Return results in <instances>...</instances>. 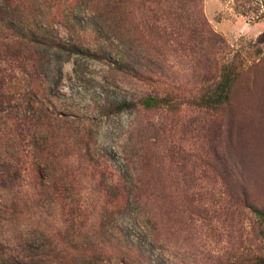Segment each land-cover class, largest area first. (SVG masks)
I'll return each instance as SVG.
<instances>
[{
    "label": "rangeland",
    "instance_id": "374dc122",
    "mask_svg": "<svg viewBox=\"0 0 264 264\" xmlns=\"http://www.w3.org/2000/svg\"><path fill=\"white\" fill-rule=\"evenodd\" d=\"M8 1L0 131L26 170L0 187V258L26 231L58 264H264V0ZM228 61L229 101L201 106Z\"/></svg>",
    "mask_w": 264,
    "mask_h": 264
},
{
    "label": "trees",
    "instance_id": "16d2710c",
    "mask_svg": "<svg viewBox=\"0 0 264 264\" xmlns=\"http://www.w3.org/2000/svg\"><path fill=\"white\" fill-rule=\"evenodd\" d=\"M146 2H155L154 5H158L159 8H162L164 4V0H145ZM11 2L8 0L4 2V5L0 6V15L6 14L8 12V8L11 6ZM122 1L121 0H102L101 2H97L95 7H91V11L96 14V17L99 18H111L112 14H119L121 11ZM12 9V7H11ZM159 15V14H158ZM161 18V15H159ZM4 19H2L3 21ZM157 20L159 18L157 17ZM166 20V19H163ZM1 21V23H2ZM7 23L4 28H7V30H11L8 27L13 28L14 25H9ZM2 25L0 24V28ZM11 35V34H10ZM4 29L2 28V31H0V37H3L6 39V42H3L2 44H9L11 41V36ZM261 39L264 40V33L261 36ZM236 66L233 64V62H226L221 67V74L219 80L213 84V86H209L205 88L203 93L201 94V106L207 107V108H214L219 105H222L229 101L231 89L232 86L237 78V71ZM6 80L3 76L0 75V116L2 112L5 110V104L7 102H10V96L8 95V92L5 90ZM169 94H166L165 96H161L159 94H149L141 99V103L143 106L147 109H155V108H162L165 106H169ZM136 103L129 102V101H123L118 103L119 109H125L135 106ZM0 133H3L4 136H7V139H4V149L5 154L3 157L0 156V187L5 188L8 187L6 183L9 184V189H11L15 182H19V180L22 178V170H26L23 165L21 164V161H19L18 158H16L17 153V144H13L15 142V139L12 137H9V133L0 131ZM1 139V138H0ZM8 140V141H7ZM6 142H10L11 144H7L5 146ZM13 150V154L9 151ZM12 152V151H11ZM10 153L11 155H9ZM12 155L15 156L16 161L13 162ZM5 186V187H4ZM55 228L49 230L47 227L43 231L46 233L45 238L50 239L52 235L57 234L58 227L54 225ZM56 229V230H55ZM25 230H28V227H25ZM54 232V234H53ZM44 233V234H45ZM20 238L22 239L21 243L17 245V248L15 247V252L11 253L13 254L10 258L2 257L0 258V264H58V251L60 249V246L58 242L56 244L50 243H43L39 246H34L31 244V239L28 238V232L26 231H20L19 233ZM82 249H84V243H81ZM78 249V247H75ZM1 256V255H0ZM88 260V261H86ZM83 264H91V259H83ZM81 264V263H80Z\"/></svg>",
    "mask_w": 264,
    "mask_h": 264
}]
</instances>
